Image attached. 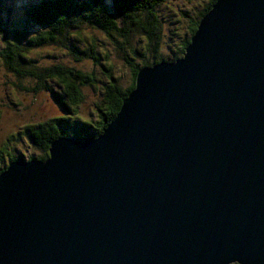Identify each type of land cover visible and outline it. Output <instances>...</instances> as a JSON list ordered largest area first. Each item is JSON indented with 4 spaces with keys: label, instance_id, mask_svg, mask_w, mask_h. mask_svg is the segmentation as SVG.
Listing matches in <instances>:
<instances>
[{
    "label": "water",
    "instance_id": "water-1",
    "mask_svg": "<svg viewBox=\"0 0 264 264\" xmlns=\"http://www.w3.org/2000/svg\"><path fill=\"white\" fill-rule=\"evenodd\" d=\"M0 264H264V0H217L96 139L10 163Z\"/></svg>",
    "mask_w": 264,
    "mask_h": 264
},
{
    "label": "trees",
    "instance_id": "trees-1",
    "mask_svg": "<svg viewBox=\"0 0 264 264\" xmlns=\"http://www.w3.org/2000/svg\"><path fill=\"white\" fill-rule=\"evenodd\" d=\"M166 0H34L24 8L26 26L10 29L4 21L7 2L0 0V36L3 49L0 57L5 67L19 79H34L37 90H45L52 95L59 108L65 112V117L51 119L39 125L27 128V135L33 146L43 155L36 158L45 161L49 157L52 143L60 137H75L80 140H93L100 136L108 125L117 117L125 98L135 89L136 79L140 69L152 67L161 62H175L181 59L196 33L201 19L212 9L217 0H208V4L193 14H185L188 22V35L181 38L176 55L171 61L160 53L162 40V22L159 20L157 8ZM37 29L31 36L29 28ZM102 31L113 41L118 52L125 55L124 60L131 68V80L127 87L120 85L113 74L111 65H102L106 86L104 99L96 108V120H81L71 122L70 115L77 112V107L83 101L82 88L94 86L93 76L81 70L63 65L48 67L35 66L27 59V54L34 48L44 46H59L69 50L77 61L91 60L94 65L100 63L96 54L94 40L86 49H79L76 42L82 43L84 29ZM144 36L147 42L146 50L140 52L133 46L136 36ZM151 53V58L146 57ZM141 59L140 64L136 59ZM57 83L63 95L47 84ZM69 114V115H68ZM8 158H5V155ZM13 156L7 149L0 150V174L10 163L21 160ZM24 160V159H23ZM33 160V159H31Z\"/></svg>",
    "mask_w": 264,
    "mask_h": 264
},
{
    "label": "rangeland",
    "instance_id": "rangeland-1",
    "mask_svg": "<svg viewBox=\"0 0 264 264\" xmlns=\"http://www.w3.org/2000/svg\"><path fill=\"white\" fill-rule=\"evenodd\" d=\"M10 12L4 13V21L10 29L23 28L26 26L24 8L34 0H5ZM208 0H166L157 8L159 20L162 22V40L160 53L168 61L176 55L181 38L188 35V22L185 14H193L202 10ZM81 38L82 43L76 42L79 49L89 47L94 40L96 54L100 59L98 65L91 60L77 61L69 50L59 46H44L34 48L27 54V59L35 66L48 67L51 65H63L65 67L81 70L96 80L94 86L82 88L83 101L76 109L75 114L70 115L71 122L81 120H96V108L104 99V87L106 77L102 65H111L113 74L118 78L123 87L130 84L132 77L131 68L124 60L125 55L117 51L113 41L102 31L95 29H84ZM31 36L38 32L36 28L30 27ZM133 46L140 52L146 50L147 42L144 36L137 35L133 40ZM3 41L0 36V50L3 49ZM146 57L151 58V53ZM141 59L135 62L140 64ZM107 64V65H106ZM35 80L19 79L10 72L0 57V150L2 147L13 156L22 157L26 161L39 158L43 153L36 149L27 135V128L47 122L58 117H65V112L58 107L52 95L45 90L33 91L37 88ZM47 84L63 95L57 83L48 81ZM69 115V114H68ZM5 158H8V155Z\"/></svg>",
    "mask_w": 264,
    "mask_h": 264
}]
</instances>
